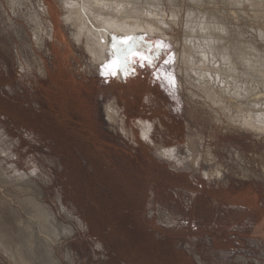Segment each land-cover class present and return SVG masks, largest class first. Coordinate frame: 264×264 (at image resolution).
I'll return each mask as SVG.
<instances>
[{"label": "rangeland", "instance_id": "1", "mask_svg": "<svg viewBox=\"0 0 264 264\" xmlns=\"http://www.w3.org/2000/svg\"><path fill=\"white\" fill-rule=\"evenodd\" d=\"M9 1L0 0V264H264V135L232 124L188 76L190 1L162 0L177 25L165 41L136 43L124 80L112 60L91 66L58 0ZM241 1L226 23L264 52V7ZM174 148L176 158L164 154Z\"/></svg>", "mask_w": 264, "mask_h": 264}, {"label": "bare ground", "instance_id": "2", "mask_svg": "<svg viewBox=\"0 0 264 264\" xmlns=\"http://www.w3.org/2000/svg\"><path fill=\"white\" fill-rule=\"evenodd\" d=\"M58 1L64 11V25L71 30L73 42L78 46H83L91 57V66L99 72V65L103 66L106 60H112L116 66V73L121 80H124L125 75L128 73V69L123 63L125 55H139L135 47L137 42L144 41L147 37H155L158 34L165 41L167 31L173 32L174 27L177 25L176 21H166L168 19L165 18L163 11L165 8L161 7L162 0ZM189 1L190 5L187 7L183 32L185 38L182 37L185 46L181 52L182 56H180L187 65L188 76H194L201 84L203 94L206 96L205 99H210L214 104L217 103V106L223 107L226 112L232 113V124H238L237 127L241 126L244 130L264 135V52L257 48L258 46L254 41H248L244 39L243 35H240L241 27L235 25L236 30H233L230 27L231 25H228L230 23H226L225 17H228V15L224 12L227 9L233 11L234 14H240L243 12L241 11L243 5L246 3L241 0ZM247 1L251 5L264 7V0ZM170 2L173 3L174 0H170ZM219 5H223V9ZM39 7L41 13L35 11L32 19L36 26V30H34L36 41L43 42L42 28L44 23L42 14L47 10L45 4L39 3ZM257 10H255L256 14L259 13ZM229 17H231L230 14ZM49 27L50 35L54 37L55 29L51 21ZM263 36L264 33L260 32V37ZM121 47L126 48L125 54L124 49ZM190 95L192 99L196 97L194 92H190ZM227 100L229 104H225ZM111 117L112 119L115 118L113 113ZM142 126L146 131L152 129L149 122L142 121ZM163 150L164 154L170 158H176L178 155L176 148ZM32 203L38 210L42 208L36 199H32ZM42 217L47 230H51L53 236L58 238L60 234L57 233V227L55 228V225L53 226L52 222L48 220V216L44 215ZM53 257L52 263L57 264Z\"/></svg>", "mask_w": 264, "mask_h": 264}, {"label": "snow or ice", "instance_id": "3", "mask_svg": "<svg viewBox=\"0 0 264 264\" xmlns=\"http://www.w3.org/2000/svg\"><path fill=\"white\" fill-rule=\"evenodd\" d=\"M129 47H130V45H129ZM141 59L143 60V59H147V58H145V57H142ZM149 63H150V61H149Z\"/></svg>", "mask_w": 264, "mask_h": 264}]
</instances>
